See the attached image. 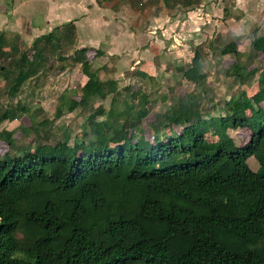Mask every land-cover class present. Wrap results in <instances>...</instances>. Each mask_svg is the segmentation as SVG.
<instances>
[{
	"label": "trees",
	"instance_id": "trees-1",
	"mask_svg": "<svg viewBox=\"0 0 264 264\" xmlns=\"http://www.w3.org/2000/svg\"><path fill=\"white\" fill-rule=\"evenodd\" d=\"M162 2L171 7L198 0ZM74 45L72 20L26 46L0 31L7 96L14 97L53 54L79 65L86 77L79 99L67 108L110 95L106 109L96 106L85 118L86 140L37 143L17 152L11 133L0 129L9 147L0 157V264H264V67L249 68L235 40L224 43L218 53L234 59L225 74L238 85L253 78L254 91L239 89L213 102L204 85V44H194L189 62L173 67L186 82L183 93L153 114L146 139L138 130L149 112L147 93L117 91L113 80L101 81L86 53L102 52ZM69 47V55L57 52ZM258 55L264 57V32L252 29L248 57ZM17 111L25 107L0 104V121ZM228 129H246L247 140L236 144ZM250 156L255 170L247 165Z\"/></svg>",
	"mask_w": 264,
	"mask_h": 264
},
{
	"label": "rangeland",
	"instance_id": "rangeland-1",
	"mask_svg": "<svg viewBox=\"0 0 264 264\" xmlns=\"http://www.w3.org/2000/svg\"><path fill=\"white\" fill-rule=\"evenodd\" d=\"M55 1L57 4H65L68 0H13V3L19 2V9L26 12V14H22L20 18L22 23L19 24L23 34L22 38V35L17 32L19 29L18 18L16 20L13 15L12 0H0V16L5 17V20L2 19V23H14V28L10 31L3 29V24L0 22V31L8 41L16 45H29L33 34L47 29L46 27L38 28L39 30L35 28L32 32H28L31 26L41 25V23L35 24L34 21L36 16L37 20H40L38 9L43 4L55 3ZM89 1L92 0H83L82 4ZM93 2L102 8L116 12L117 23L121 26V28L118 27V30L123 33H125L124 29L129 32L128 28H137L138 19L146 21V17L149 19L153 16L157 17L158 26L155 28V33L164 37V44L157 43V52L166 51V48L171 44V47L176 46V58H166L161 62L158 60V63H153L147 57L143 58L145 57L143 53L149 51L150 42L148 41L144 45H136L133 48L129 47L127 42L121 46L123 47L122 51L127 53L136 48L135 50L142 56L141 64H133L132 60L129 65L127 62L124 65H119L116 64L114 55L105 58L94 56L92 50L86 53L91 70H98L97 76L101 81L113 80L117 91L122 90L123 87H130L133 90L139 89L147 93L150 98V104L147 105L149 112L141 122V130H138V133L146 139L151 138L147 131V123L152 120L153 114L165 110L171 97L183 93L186 82L181 80L179 74L172 73L173 67L189 62L194 44H204L202 54L204 85L206 94L211 97L213 102L227 99L236 94L239 89H244L248 95L254 91L253 78L238 85L231 76L225 74V68L234 59L231 55L221 56L218 49L227 41L234 39L240 53L239 60L243 64L249 68L254 65L264 67V57L261 55L253 57L251 60L248 57L252 29L256 31V34L264 32V0H198L195 5L176 4L171 7H164L162 0H93ZM98 13H104L103 9ZM31 14L32 17H30ZM146 24L149 27L153 26L148 21ZM167 24L169 27L165 32L164 28ZM162 29L164 32L161 31ZM214 47L215 49H213ZM57 52L59 55H69L73 49L69 47ZM130 67L135 68L130 69ZM133 69L145 72L150 78L136 76L132 72ZM85 79L86 77L79 70V65L61 62L56 59V54L48 59L46 66L38 75L22 84L14 97L7 96V87L0 77L1 107L6 104L13 106L16 103L25 107V111H17L15 118L0 121V129L11 133L12 144L17 152H21L25 147L32 149L37 143L52 145L57 140H65L70 144L74 140H86L89 137V135L83 134L88 131L87 125L84 124L85 118L96 106L106 109L110 95L108 94L104 98L94 96L87 106H76L70 110L67 108L68 102L71 99H79L80 87ZM59 96H63V102H61L60 108L56 109L60 103ZM118 106L120 107L122 104L118 103ZM97 119H102V116L98 115ZM174 129L177 128L174 127ZM227 133L236 144H242L248 138L246 129H228ZM8 149L6 142L0 139V157ZM247 165L251 170L257 168V162L252 156L247 158Z\"/></svg>",
	"mask_w": 264,
	"mask_h": 264
},
{
	"label": "crops",
	"instance_id": "crops-1",
	"mask_svg": "<svg viewBox=\"0 0 264 264\" xmlns=\"http://www.w3.org/2000/svg\"><path fill=\"white\" fill-rule=\"evenodd\" d=\"M82 1L68 0L65 4H57L56 1L55 3L43 4V6L37 11L40 13V20H37V16L34 20L35 24L39 25V23H41V25L38 27L34 25L31 26L28 32H32L35 28L43 29L46 27L47 29L43 32L33 34L30 41L33 39V37L48 32L52 26L72 20L75 27L74 47L97 48L102 52V55L99 57L107 58V56L114 55L116 64L124 65L125 62H127L129 65L132 60L133 64H141L140 59H142V56H140V52L135 50L136 48L130 51V53L122 51L123 47L121 46H123L126 42L131 48L135 47L136 45H144V43L147 41L150 42L148 46L149 51L147 50L146 53H143L145 54V57L143 58L147 57V59H151L153 63H158V60L160 62L161 60L165 61L166 58H176V46L173 45L171 47L172 44L166 48V51L157 52V43L159 42L161 45L164 44L163 35L159 36L158 33H155V28L158 26V23H156L158 22L157 17L153 16L151 19L148 17L145 18L149 24L151 23L153 25L152 27H149L146 24V21L143 19H138L139 24L137 28H128L129 32H126L124 29L125 33H123L121 30H118V27L121 28V26L117 23L116 12L108 8H102L98 6L96 2L94 4L93 0L83 4ZM37 3L39 4V2ZM21 4L23 5V3ZM19 5V2L13 3L12 0L13 15L16 17V20L18 18L19 29L17 32L20 33L23 38L19 24L22 23V20L20 19L22 14H26V12L24 10H20ZM101 9H103L104 13H98L101 11ZM72 12L74 13L71 14ZM32 16L33 15L31 14L30 17ZM2 19L5 20L3 15L0 16L1 23L3 21ZM168 27L169 25L167 24L164 28L165 32ZM2 28L11 31L14 28V23L10 24L7 22L3 24ZM164 30L162 29L161 31L164 32ZM173 39L176 40L174 37ZM125 55H127V57H125ZM131 68L135 67H130V69Z\"/></svg>",
	"mask_w": 264,
	"mask_h": 264
}]
</instances>
